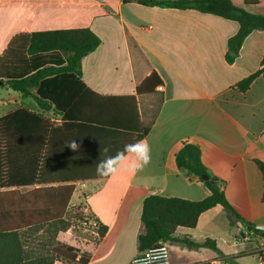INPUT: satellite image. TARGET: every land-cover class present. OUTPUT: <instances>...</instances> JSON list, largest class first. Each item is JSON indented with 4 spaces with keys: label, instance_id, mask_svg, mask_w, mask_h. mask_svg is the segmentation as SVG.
I'll list each match as a JSON object with an SVG mask.
<instances>
[{
    "label": "crops",
    "instance_id": "1",
    "mask_svg": "<svg viewBox=\"0 0 264 264\" xmlns=\"http://www.w3.org/2000/svg\"><path fill=\"white\" fill-rule=\"evenodd\" d=\"M79 28H89L101 44L82 59L83 87L67 117L0 86V120L24 110L47 121L35 127L22 112L25 124L19 130L18 121L9 124L10 143L1 146L4 151L9 146L11 154L9 163L0 162L7 175L0 181L11 178L8 189L22 192L74 186L68 209L87 208L96 224L93 240L79 241L72 229L59 233L58 242L78 250L75 264L83 254L89 255L88 264L98 258L102 264H130L141 254L147 197L201 201L210 194L204 181L176 164L187 144L200 149L209 179L236 211L264 225V174L258 165H264V31H253L229 63L228 41L239 24L215 15L137 0H0V57L18 35ZM257 72L249 88L240 90L238 84ZM154 73L163 85L138 94ZM4 127L0 122L2 136ZM143 129L148 133L140 139ZM20 136L24 142L18 143ZM140 140L152 150L151 163L142 171L133 174L122 167L115 176L97 174L100 161ZM71 141L78 150L68 147ZM22 172L23 184L31 185L17 183ZM97 222L107 228L102 238ZM173 238L167 241L171 264H231L228 258L233 264H254L251 257L264 264V235L252 237L241 222L231 226L220 205L202 213L195 228H177ZM184 238L213 240L223 255L208 247L189 248Z\"/></svg>",
    "mask_w": 264,
    "mask_h": 264
},
{
    "label": "trees",
    "instance_id": "2",
    "mask_svg": "<svg viewBox=\"0 0 264 264\" xmlns=\"http://www.w3.org/2000/svg\"><path fill=\"white\" fill-rule=\"evenodd\" d=\"M145 6L195 10L202 14H210L239 24L238 33L228 41L226 59L233 63L238 56L245 39L253 31H264V0H242L237 4L234 0H137ZM255 8L256 10H250ZM101 44V39L89 28L63 29L33 32L18 35L10 44L6 53L0 57V82L8 89L24 96H30L38 105L47 111H55L67 117L68 108L79 95L81 87V62L84 57L94 52ZM233 53L235 56H231ZM257 72L240 82L238 87L246 91L251 82L260 74ZM163 85L157 74H152L138 88V94H151ZM77 105V101L75 102ZM22 112H25L35 127L44 126L47 121L40 115L27 111H18L16 115H8L4 122V133L0 135V162L11 154L9 146L6 151L2 143L9 144V128L11 122L18 121V130L25 124ZM19 116V117H17ZM27 118V117H25ZM148 129H143L139 138H143ZM33 142L34 138H28ZM39 142V140H36ZM16 142H24L20 136ZM15 143V141H14ZM1 164V163H0ZM176 164L186 169L196 180L204 181L206 168L201 161L200 149L187 144L178 153ZM264 174V165L258 163ZM1 167V166H0ZM9 170V169H8ZM9 174V172L7 173ZM7 176L1 173V177ZM17 183L25 181L24 172L17 174ZM13 179V178H12ZM0 181V264H56L65 259L76 263L77 253L73 247L57 241L59 233L66 232L71 225L64 220L74 192L73 185L57 187H39L28 193L9 190L14 180ZM210 194L201 201H188L179 198H167L151 195L143 202L141 220L145 232L139 236L138 249L144 252L159 242L173 240L179 227L195 228L200 215L218 205L226 212L231 226L238 222L244 224L255 235H264V231L244 219L230 204L223 190L216 187L213 179L204 181ZM98 223V222H97ZM98 233L104 237L107 228L98 223ZM41 231L43 234L38 235ZM182 243L189 248L208 247L218 254L215 241L207 239L196 243L184 238ZM233 264V258H228ZM79 264H88L89 255L83 254Z\"/></svg>",
    "mask_w": 264,
    "mask_h": 264
},
{
    "label": "clouds",
    "instance_id": "3",
    "mask_svg": "<svg viewBox=\"0 0 264 264\" xmlns=\"http://www.w3.org/2000/svg\"><path fill=\"white\" fill-rule=\"evenodd\" d=\"M68 147L76 151L79 145L75 141H71ZM104 151L107 152L108 149L105 148ZM151 151V146L144 140L127 144L116 155L109 156L105 160L100 161L96 168L97 174L101 177L115 176L120 172L122 167L135 174L142 171L151 163Z\"/></svg>",
    "mask_w": 264,
    "mask_h": 264
},
{
    "label": "rangeland",
    "instance_id": "4",
    "mask_svg": "<svg viewBox=\"0 0 264 264\" xmlns=\"http://www.w3.org/2000/svg\"><path fill=\"white\" fill-rule=\"evenodd\" d=\"M3 94L5 95V93H3ZM5 190H7V189H0V192H4ZM20 192L23 194V193H28L30 191H27V192L20 191ZM81 206L84 207V203H82ZM90 216H91L90 212L87 208L77 209L76 207H71L70 210L68 209L67 213L65 215L64 220L71 225L70 229H72L73 232H76V236H77L79 241L81 240V242L84 239H92L93 240L92 232L95 229L93 227V221L91 219L92 217H90ZM41 234H43V231H41L38 235H41ZM252 237H257V235L253 234ZM60 261L67 262L65 259L60 260ZM249 261H252V263L257 264L254 257L249 258ZM67 263H70V262H67ZM70 264H75V263H70ZM93 264H102V262L100 261V258H98Z\"/></svg>",
    "mask_w": 264,
    "mask_h": 264
},
{
    "label": "built area",
    "instance_id": "5",
    "mask_svg": "<svg viewBox=\"0 0 264 264\" xmlns=\"http://www.w3.org/2000/svg\"><path fill=\"white\" fill-rule=\"evenodd\" d=\"M93 226H96V224H93ZM248 237H251V235H248ZM245 239L248 240L249 238ZM130 264H171L170 247L167 242H159L156 246L133 258Z\"/></svg>",
    "mask_w": 264,
    "mask_h": 264
},
{
    "label": "water",
    "instance_id": "6",
    "mask_svg": "<svg viewBox=\"0 0 264 264\" xmlns=\"http://www.w3.org/2000/svg\"><path fill=\"white\" fill-rule=\"evenodd\" d=\"M231 56H235V54L231 53ZM3 85H4V83L0 82V86H3ZM202 178H203L204 181H208L209 180V177L207 175H204ZM257 229L264 231V225H258Z\"/></svg>",
    "mask_w": 264,
    "mask_h": 264
}]
</instances>
